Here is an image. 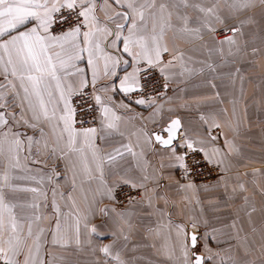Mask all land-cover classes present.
Instances as JSON below:
<instances>
[{
	"label": "snow or ice",
	"instance_id": "6c2138e0",
	"mask_svg": "<svg viewBox=\"0 0 264 264\" xmlns=\"http://www.w3.org/2000/svg\"><path fill=\"white\" fill-rule=\"evenodd\" d=\"M257 6L264 9V0H0V264H53L50 250L73 244L98 251L104 264H128L109 226L110 220L124 221L131 228L130 213L118 208L125 202L145 203L149 217H167L166 232L159 220L147 229L162 240L158 251L165 264H257V259L264 264V207L256 208L239 174L230 198L243 204L229 225L236 230L234 242L223 248L219 230H208L207 221L193 219L189 227L157 206L159 200L168 202L160 170L165 166L150 170L146 158V150L166 156L168 167L187 181L173 182L180 190H195L191 177L201 175L197 169L204 166L224 181L232 155L239 153L234 140L218 143L223 133L214 134L221 128L215 118L201 116L207 127L195 134L179 116L164 119L161 101L170 99L176 77L204 71L187 66L178 39L221 58L241 53L245 27L254 22L248 13ZM134 106L150 109L149 116ZM61 164L72 173L67 196L54 184L62 178ZM77 177L81 184L96 185L97 205L108 202L89 207L100 224L81 215L71 195ZM252 185L264 197V186L255 180ZM46 210L51 215L44 227ZM258 211L259 224L253 218ZM102 229H109L112 242L95 245L94 237L106 235Z\"/></svg>",
	"mask_w": 264,
	"mask_h": 264
},
{
	"label": "crops",
	"instance_id": "0c3cea01",
	"mask_svg": "<svg viewBox=\"0 0 264 264\" xmlns=\"http://www.w3.org/2000/svg\"><path fill=\"white\" fill-rule=\"evenodd\" d=\"M254 22L246 25L244 37L247 42L244 51L236 53L233 56L225 55L221 58L217 53L209 54L202 48L199 43L188 42L178 39L177 45L183 50L185 61L190 68H204L203 72H195L186 77H176L171 85V90L167 93L164 103L162 116L164 119L179 116L185 126L193 133L203 128L200 120L201 116L206 117L209 122L215 118L216 122L221 125L220 129H214L215 133H223L219 144H223L224 138L234 140L239 150L238 154L231 157V167L225 174L224 181L220 178L216 181L195 184V190H180L173 185V182L181 179L180 170L168 167L170 161L166 156L154 155L151 151L146 150L147 160L150 164V170L159 168L164 165L163 171L166 181V194L168 202L159 200L157 206L163 208L166 213L171 214L174 222H180L190 227L193 219L197 221H207L208 230L216 228L219 239L223 242L221 247L227 248L228 243L236 234V230L229 227L237 215V209L243 204L242 199L237 197L235 200L230 198L231 189L236 184L237 177L248 186V195L251 196L252 202L259 210L264 207V197L260 191L254 188L252 181H256L257 186H264V9L257 6L249 13ZM103 19V13H100ZM257 49L253 53V49ZM211 63L215 71L207 69L204 63ZM126 67V66H125ZM239 69V72H237ZM128 71H131L128 68ZM123 74V68L120 70ZM136 112H142L145 117L149 116L150 109L144 111L142 108L135 107ZM172 109V111H169ZM160 117H157L159 119ZM136 127H139L138 121H133ZM151 128V122L148 123ZM134 129L130 126L128 131ZM134 141L135 137H131ZM102 143V142H101ZM110 150V149H109ZM53 163L49 161L47 168H52ZM259 170L253 174V170ZM61 174V179L54 181L58 192L67 196L71 187L72 173L65 172L63 164L57 169ZM247 173V175H244ZM227 184V189L224 184ZM207 186V190H205ZM49 188L52 185L48 186ZM96 185L87 183L81 184L80 178L77 177V187L71 193L75 199L81 215L89 214L94 224H100L101 218L97 215L92 218L89 213V207L94 210L97 206L104 207L108 202L100 201L99 194H94ZM49 202L52 199V193L48 194ZM57 202L65 207V200L59 195L56 197ZM119 210H125L130 213L126 220L130 222L131 228L124 221L113 223L109 221L111 231L117 234L116 250L120 251L123 258L128 264H165L164 256L158 251L162 240L148 234L149 227H157V221L162 226V233L167 231V217L159 218L158 215L149 217V209L145 203L130 204ZM51 215L50 210H46V219L43 226L47 227ZM240 221L244 223L247 229V218L244 212H239ZM254 220L259 224L261 213L258 211L253 214ZM123 227V233L120 228ZM203 230V229H201ZM106 233L101 238H93L95 245L108 244L112 242L113 237L109 235V229H102ZM244 233H241L243 235ZM124 235L128 239L123 238ZM256 239H259L257 236ZM153 244L156 247H153ZM215 247V244L213 245ZM53 256V264H104V257L97 251L93 253L87 245L77 247L75 244L67 249L53 248L50 250ZM259 252L254 253L258 258ZM257 264H261L257 259Z\"/></svg>",
	"mask_w": 264,
	"mask_h": 264
},
{
	"label": "built area",
	"instance_id": "2783aa9c",
	"mask_svg": "<svg viewBox=\"0 0 264 264\" xmlns=\"http://www.w3.org/2000/svg\"><path fill=\"white\" fill-rule=\"evenodd\" d=\"M198 172H202L201 175H193L191 177L192 181L195 184H205L209 182L216 181L217 179L220 178V175L216 171H209L207 166H204L200 169H197ZM127 191V189H125ZM135 195V194H133ZM120 199L123 201L124 200V193H121ZM136 199L139 200V196H136ZM130 204L128 203H123L122 205L118 206V208H124Z\"/></svg>",
	"mask_w": 264,
	"mask_h": 264
}]
</instances>
